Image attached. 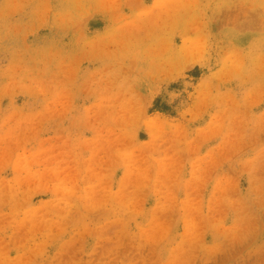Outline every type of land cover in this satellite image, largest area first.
<instances>
[{
	"label": "rangeland",
	"instance_id": "rangeland-1",
	"mask_svg": "<svg viewBox=\"0 0 264 264\" xmlns=\"http://www.w3.org/2000/svg\"><path fill=\"white\" fill-rule=\"evenodd\" d=\"M0 264H264V0H0Z\"/></svg>",
	"mask_w": 264,
	"mask_h": 264
}]
</instances>
